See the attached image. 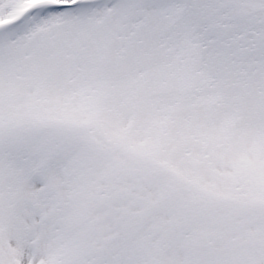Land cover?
Listing matches in <instances>:
<instances>
[{
	"label": "snow or ice",
	"instance_id": "obj_1",
	"mask_svg": "<svg viewBox=\"0 0 264 264\" xmlns=\"http://www.w3.org/2000/svg\"><path fill=\"white\" fill-rule=\"evenodd\" d=\"M0 264H264V0H0Z\"/></svg>",
	"mask_w": 264,
	"mask_h": 264
}]
</instances>
